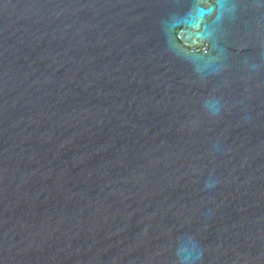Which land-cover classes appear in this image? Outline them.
Segmentation results:
<instances>
[{
	"label": "water",
	"instance_id": "95a60500",
	"mask_svg": "<svg viewBox=\"0 0 264 264\" xmlns=\"http://www.w3.org/2000/svg\"><path fill=\"white\" fill-rule=\"evenodd\" d=\"M0 264H264V0H0Z\"/></svg>",
	"mask_w": 264,
	"mask_h": 264
}]
</instances>
